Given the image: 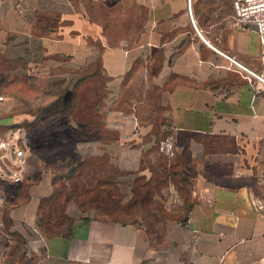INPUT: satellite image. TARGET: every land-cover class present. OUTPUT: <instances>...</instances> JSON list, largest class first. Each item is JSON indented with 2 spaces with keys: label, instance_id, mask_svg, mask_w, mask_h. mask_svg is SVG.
<instances>
[{
  "label": "crops",
  "instance_id": "0c3cea01",
  "mask_svg": "<svg viewBox=\"0 0 264 264\" xmlns=\"http://www.w3.org/2000/svg\"><path fill=\"white\" fill-rule=\"evenodd\" d=\"M189 2L204 41L186 0H0V77L90 76L102 125L73 149L82 164L102 158L119 195L134 186V206L124 196L108 213L138 216L48 218L57 146L40 142L4 185L0 264H264V214L249 205L264 200V84L216 51L264 78V45L232 0ZM20 103L0 93V139L33 138ZM167 136L172 156L156 148Z\"/></svg>",
  "mask_w": 264,
  "mask_h": 264
},
{
  "label": "rangeland",
  "instance_id": "374dc122",
  "mask_svg": "<svg viewBox=\"0 0 264 264\" xmlns=\"http://www.w3.org/2000/svg\"><path fill=\"white\" fill-rule=\"evenodd\" d=\"M3 92L13 94L14 98L21 100V107L31 110L33 120L24 127L31 130L33 146L41 148L40 142L57 146L46 158L56 168L58 180L55 187L57 197L52 200L55 203L52 212L57 214L48 215V218L65 225L75 217L88 215L122 220L138 217L108 213V208L118 205L124 196L126 206H134V186L126 190V194L119 195L110 182L113 170L104 167L103 159L98 160L90 154L89 158L84 157L82 164L73 149L78 141L84 142L87 137L94 136L86 135V130L102 125V112L98 108L100 91L90 82V76L62 86L48 85L44 80L31 85L24 84L23 80L11 84L0 77V93ZM27 98L31 101H26ZM43 153L38 150L37 155ZM78 164L82 165L76 168Z\"/></svg>",
  "mask_w": 264,
  "mask_h": 264
},
{
  "label": "built area",
  "instance_id": "2783aa9c",
  "mask_svg": "<svg viewBox=\"0 0 264 264\" xmlns=\"http://www.w3.org/2000/svg\"><path fill=\"white\" fill-rule=\"evenodd\" d=\"M231 7L236 24L239 26H252L258 42L264 45V0H232ZM186 12L193 30L201 38L193 23L189 0H186ZM216 51L237 69L245 73L246 76L264 84V78L254 71L243 66L232 57L218 50ZM33 143L34 140L28 135L19 134L18 132L7 138L0 139V206L6 201L8 196V189L4 185H15L22 181L27 166V153H34ZM156 148L159 153L165 156H172L173 148L171 137L167 136L159 139L156 142ZM249 205L256 212L264 214L263 199L252 196L249 198Z\"/></svg>",
  "mask_w": 264,
  "mask_h": 264
}]
</instances>
